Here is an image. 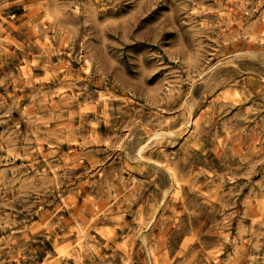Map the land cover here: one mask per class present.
I'll return each instance as SVG.
<instances>
[{
	"label": "rangeland",
	"instance_id": "obj_1",
	"mask_svg": "<svg viewBox=\"0 0 264 264\" xmlns=\"http://www.w3.org/2000/svg\"><path fill=\"white\" fill-rule=\"evenodd\" d=\"M0 264H264V0H0Z\"/></svg>",
	"mask_w": 264,
	"mask_h": 264
}]
</instances>
